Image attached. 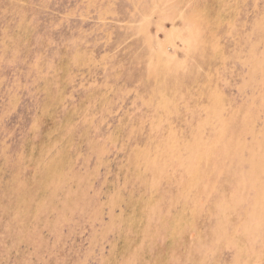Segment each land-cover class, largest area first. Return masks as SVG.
I'll use <instances>...</instances> for the list:
<instances>
[{"label": "rangeland", "instance_id": "1", "mask_svg": "<svg viewBox=\"0 0 264 264\" xmlns=\"http://www.w3.org/2000/svg\"><path fill=\"white\" fill-rule=\"evenodd\" d=\"M0 264H264V0H0Z\"/></svg>", "mask_w": 264, "mask_h": 264}]
</instances>
